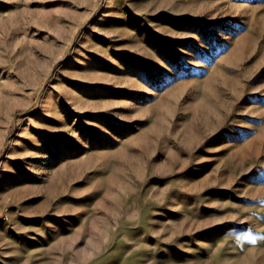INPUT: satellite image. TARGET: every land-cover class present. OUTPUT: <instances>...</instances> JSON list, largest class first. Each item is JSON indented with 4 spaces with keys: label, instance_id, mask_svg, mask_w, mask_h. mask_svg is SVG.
I'll return each mask as SVG.
<instances>
[{
    "label": "rangeland",
    "instance_id": "1",
    "mask_svg": "<svg viewBox=\"0 0 264 264\" xmlns=\"http://www.w3.org/2000/svg\"><path fill=\"white\" fill-rule=\"evenodd\" d=\"M0 264H264V0H0Z\"/></svg>",
    "mask_w": 264,
    "mask_h": 264
}]
</instances>
